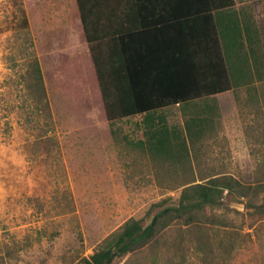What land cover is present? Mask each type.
<instances>
[{
  "label": "rangeland",
  "instance_id": "1",
  "mask_svg": "<svg viewBox=\"0 0 264 264\" xmlns=\"http://www.w3.org/2000/svg\"><path fill=\"white\" fill-rule=\"evenodd\" d=\"M259 30L257 48L227 51L234 92L160 113L181 135L203 119L189 155L169 159L138 146L143 117L107 121L76 0H0V264H84L129 220L150 224L152 205L176 206L184 185L223 176L245 189L226 191L208 225L113 264H264Z\"/></svg>",
  "mask_w": 264,
  "mask_h": 264
},
{
  "label": "trees",
  "instance_id": "2",
  "mask_svg": "<svg viewBox=\"0 0 264 264\" xmlns=\"http://www.w3.org/2000/svg\"><path fill=\"white\" fill-rule=\"evenodd\" d=\"M76 3L109 124L141 116L146 141L138 143L139 147L169 159L189 155L188 141L197 137L192 130L194 126L199 129L203 119L193 118L186 126L187 135H181L168 127L160 113L178 105L190 107L234 88L235 70L226 49L241 34L233 22L223 25L222 13L231 9L235 0ZM246 32L251 40L249 27ZM233 182L225 176L189 182L176 206L168 205V200L152 205L150 224L129 220L103 240L84 264H113L117 258L159 244L171 230L208 225V210L221 205L226 191L233 194L245 189Z\"/></svg>",
  "mask_w": 264,
  "mask_h": 264
},
{
  "label": "crops",
  "instance_id": "3",
  "mask_svg": "<svg viewBox=\"0 0 264 264\" xmlns=\"http://www.w3.org/2000/svg\"><path fill=\"white\" fill-rule=\"evenodd\" d=\"M262 11H264V0H235V5L231 9H225L224 12L222 13V17L224 19L223 25L225 27H227V26H229L230 23L233 22L234 25L237 27H239V23L241 26H243L245 28L249 27L251 29V32H252V38H251V40H249L250 41V44H249L248 39L246 37L244 44L247 48L249 46L257 48L258 44H260V41L258 38V36H259L258 33L260 34V30L258 32V28L261 29L264 26V19L261 18V17H263V15L260 14V12H262ZM231 26H233V24ZM231 29H232V27H231ZM239 33H240V30H239ZM241 39H242V36L240 35V37L237 38V42L234 41V42H230L228 44V51L230 53L237 52L236 55L241 54V48L244 46ZM234 45L236 46L235 48H234ZM226 53H227V49H226ZM253 88H259V85L257 83L255 85L248 84V86L242 90H246V91H248V90L253 91L254 90L255 91V89H253ZM230 91L234 92L235 87ZM230 91H228V92H230ZM228 92H225V93H228ZM225 93H223V94H225ZM221 95L222 94H218V95L212 96L211 98L220 97ZM204 101H207V100L196 101V102L192 103L191 106H193V107L199 106V103H202ZM234 106H235V104H234ZM174 107L175 108L176 107L177 108H179V107L183 108L182 106H179V105L174 106ZM171 108H173V107H171Z\"/></svg>",
  "mask_w": 264,
  "mask_h": 264
}]
</instances>
